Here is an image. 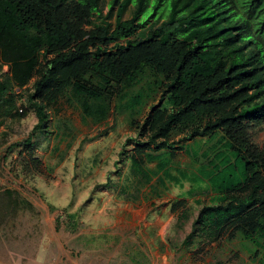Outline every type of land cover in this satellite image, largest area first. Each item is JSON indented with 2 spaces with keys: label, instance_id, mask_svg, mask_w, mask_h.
Segmentation results:
<instances>
[{
  "label": "trees",
  "instance_id": "16d2710c",
  "mask_svg": "<svg viewBox=\"0 0 264 264\" xmlns=\"http://www.w3.org/2000/svg\"><path fill=\"white\" fill-rule=\"evenodd\" d=\"M149 1L110 0L104 15L103 0H0V127L29 111L37 119L7 152L23 145L33 154L61 100L94 122L126 114L136 130L125 154L136 183L190 181L188 196L210 200L193 230L206 243L247 241L252 259L264 261V150L250 133L264 124V11L255 0H153L141 21ZM29 84L26 97L17 92ZM155 96L162 104L137 121ZM178 135L197 148L178 145ZM181 153L198 168L177 179L170 165ZM32 208L0 185V218Z\"/></svg>",
  "mask_w": 264,
  "mask_h": 264
},
{
  "label": "rangeland",
  "instance_id": "374dc122",
  "mask_svg": "<svg viewBox=\"0 0 264 264\" xmlns=\"http://www.w3.org/2000/svg\"><path fill=\"white\" fill-rule=\"evenodd\" d=\"M109 1L103 2L104 15ZM133 10L130 5L123 19H130ZM1 73H9L7 65H2ZM30 84L17 92L26 97ZM159 97L142 106L137 121L158 105ZM59 109L51 112V132L34 139L33 154L23 145L7 152L36 124L32 111L0 127V185L33 206L0 218V264H264L260 258L252 259L254 246L247 241L206 243L200 231L193 230L199 209L210 200L188 196L190 181L165 179V187L155 178L148 186L136 183L125 159L131 139L137 138L128 115L112 112L105 121L94 122L62 100ZM250 132L254 144L264 150V124ZM184 138L178 135L175 140L197 148ZM205 140L199 139L200 146ZM197 168L181 153L170 165V174L180 179ZM182 200L184 205L171 209ZM191 232L194 235L184 246Z\"/></svg>",
  "mask_w": 264,
  "mask_h": 264
},
{
  "label": "clouds",
  "instance_id": "9594fccd",
  "mask_svg": "<svg viewBox=\"0 0 264 264\" xmlns=\"http://www.w3.org/2000/svg\"><path fill=\"white\" fill-rule=\"evenodd\" d=\"M104 1V0H103ZM255 7L259 10H263L264 11V0H255ZM132 6V5H131ZM133 7V6H132ZM103 9V8H102ZM108 9V8H107ZM160 104H162V102H158V105L154 106L153 109L150 111V112H153L157 107L160 106ZM253 126L250 127V129L252 128ZM251 133V132H250Z\"/></svg>",
  "mask_w": 264,
  "mask_h": 264
},
{
  "label": "crops",
  "instance_id": "0c3cea01",
  "mask_svg": "<svg viewBox=\"0 0 264 264\" xmlns=\"http://www.w3.org/2000/svg\"><path fill=\"white\" fill-rule=\"evenodd\" d=\"M55 113V112H54ZM190 141V140H189Z\"/></svg>",
  "mask_w": 264,
  "mask_h": 264
}]
</instances>
